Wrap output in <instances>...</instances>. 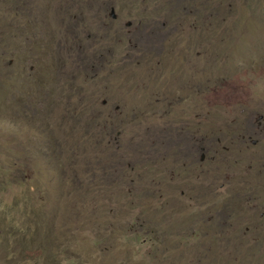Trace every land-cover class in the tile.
Segmentation results:
<instances>
[{"label": "rangeland", "instance_id": "1", "mask_svg": "<svg viewBox=\"0 0 264 264\" xmlns=\"http://www.w3.org/2000/svg\"><path fill=\"white\" fill-rule=\"evenodd\" d=\"M0 264H264V0H0Z\"/></svg>", "mask_w": 264, "mask_h": 264}, {"label": "trees", "instance_id": "2", "mask_svg": "<svg viewBox=\"0 0 264 264\" xmlns=\"http://www.w3.org/2000/svg\"><path fill=\"white\" fill-rule=\"evenodd\" d=\"M17 118V117H16ZM54 141V143L56 144V146L54 145V148L56 149V148H58L57 149V151H62L63 149H64V147H62V145L60 144V143H58V139H54L53 140ZM68 148V150L67 149H65V152H71V148L70 147H67ZM57 155H58V153L57 152H55ZM70 191V190H69ZM69 191L67 192V193H69ZM70 200V193H69V195H68V197L65 199V200H63V202H62V204H61V206L62 207H64L65 205H66V202L67 201H69ZM66 220H67V218H66ZM65 220V221H66ZM26 230H27V232H29L30 233V239H31V242H28L27 244H29L30 246H34V247H36V248H38L39 247V244L37 243V241H35V239H37V231L36 230H34L32 233L29 231V229H27V227H26ZM98 237H99V239L101 240L102 238H101V235H98ZM101 241H103V240H101ZM99 242V241H98ZM97 242V243H98ZM24 245V244H23Z\"/></svg>", "mask_w": 264, "mask_h": 264}, {"label": "flooded vegetation", "instance_id": "3", "mask_svg": "<svg viewBox=\"0 0 264 264\" xmlns=\"http://www.w3.org/2000/svg\"><path fill=\"white\" fill-rule=\"evenodd\" d=\"M111 9H112V8H111ZM112 12H113V10H111V13H112ZM111 13H110V14H111ZM111 15H112V14H111ZM184 147H185V149L187 148L186 145H185ZM191 148H193V147L191 146ZM201 149H203V147H201ZM185 153H186V152H185ZM203 157H204V154L202 153V154H201V159H203Z\"/></svg>", "mask_w": 264, "mask_h": 264}, {"label": "water", "instance_id": "4", "mask_svg": "<svg viewBox=\"0 0 264 264\" xmlns=\"http://www.w3.org/2000/svg\"><path fill=\"white\" fill-rule=\"evenodd\" d=\"M112 16L114 17V16H115V14H114V13H112Z\"/></svg>", "mask_w": 264, "mask_h": 264}]
</instances>
